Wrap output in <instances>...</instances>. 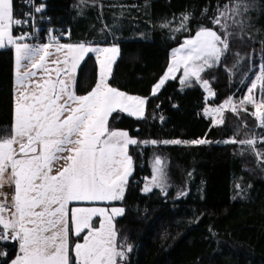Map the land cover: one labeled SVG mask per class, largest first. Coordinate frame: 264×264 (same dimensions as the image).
I'll return each instance as SVG.
<instances>
[{"label": "trees", "instance_id": "1", "mask_svg": "<svg viewBox=\"0 0 264 264\" xmlns=\"http://www.w3.org/2000/svg\"><path fill=\"white\" fill-rule=\"evenodd\" d=\"M232 1L236 0L45 1L52 24L67 32L64 39L116 45L119 54L109 84L147 98L143 118L117 112L108 124L137 141H157L129 146L133 171L119 202L125 212L113 219L116 243L132 248L123 264H264V168L244 145L223 141L259 136L264 126L239 108L235 113L225 110L224 123L216 126L203 114L207 101L216 105L229 95L240 97L257 64L264 69V0L247 10L245 23L228 27V49L220 63L201 73L212 90L209 100L194 79L191 87H183L178 74L152 95L169 51L202 27L217 31V10ZM17 10L13 0L14 16ZM184 15L189 17L185 29L174 31ZM256 27L261 34L255 37ZM94 74V58L88 54L78 68L76 94L92 87ZM11 121L12 52L5 47L0 49V137L11 135L4 131ZM198 139L210 143H162ZM155 157L164 159L166 184L144 192ZM180 185L187 191L173 199ZM81 236L70 231V246ZM15 250L12 242L0 264H6Z\"/></svg>", "mask_w": 264, "mask_h": 264}, {"label": "snow or ice", "instance_id": "2", "mask_svg": "<svg viewBox=\"0 0 264 264\" xmlns=\"http://www.w3.org/2000/svg\"><path fill=\"white\" fill-rule=\"evenodd\" d=\"M239 10V3L232 8L225 5L213 24H220V17L230 18V13L239 14ZM188 19L182 16L180 27L174 31L185 29ZM21 23L14 19L13 0H0V48L14 47L16 65L13 123L4 130L11 135L0 137V242L18 243V254L11 264H117V258L125 259L126 252L132 250L131 245L126 250L116 245L113 219L123 215L125 209L70 205L124 199L133 171L129 146L157 141H137L127 131L110 129L109 118L117 112L143 118L147 98L129 95L109 84L118 47L63 44L56 37L49 43H23L30 34L12 35L13 27ZM227 49V36L222 38L211 28H200L172 50L168 67L152 87V95L167 80L176 79L174 74L181 67L179 82L183 87H191L193 77L207 87L208 81L202 80L201 73L218 65ZM89 53L96 54L98 79L91 91L77 95L78 68ZM258 81H264V69L239 106L253 105L251 115L264 126V98L258 102L253 95ZM229 103L231 98L225 101ZM223 108L221 105L212 111L220 113ZM230 110L237 112V106ZM205 112L211 115V111ZM212 123L216 126L224 121L214 119ZM162 143L203 145L210 141ZM239 143L253 146L255 140ZM155 163L161 164L159 157ZM156 181L154 175L152 182ZM5 187L14 189L10 201L3 191ZM150 190L147 185L143 189ZM7 206L12 209L10 213ZM95 217H99L98 227L93 226ZM70 231L78 238L85 231L87 234L82 243L70 246ZM5 255L0 252V256Z\"/></svg>", "mask_w": 264, "mask_h": 264}, {"label": "rangeland", "instance_id": "3", "mask_svg": "<svg viewBox=\"0 0 264 264\" xmlns=\"http://www.w3.org/2000/svg\"><path fill=\"white\" fill-rule=\"evenodd\" d=\"M260 1V2H259ZM262 0H236V1H232L230 3H225L221 8H219L217 10V14L216 16L214 17L213 20H215L218 16H220V13L225 11V5H227L229 8H232L234 7L237 3L240 4V10H239V14L237 15H231V13L229 14L230 18L228 17H220V24H214L217 28V33L222 37L224 38L226 36V33H227V29L228 27L233 23L235 25V23L237 22H241V23H245L246 22V19L247 17L244 15L247 10H250L252 7H255L256 4H260ZM80 3L84 2V1H79ZM199 30V29H198ZM195 34V33H194ZM193 34V35H194ZM253 34L257 36H260L261 34V30L258 29L256 27V29L253 30ZM13 35V34H12ZM191 35V36H193ZM15 36V35H13ZM189 36V37H191ZM22 42V41H21ZM25 43V42H23ZM11 49V52H12V66H13V76H14V84H15V88H16V65H15V49L14 47H12L11 45L7 46ZM5 48V47H4ZM1 49V48H0ZM261 74V65L260 64H257V67L254 71V73L252 74L251 78H249L248 80V83H247V86L246 88L244 89L243 91V94L240 96V97H232V96H227L225 99H223L219 104H216V105H213V104H210L208 103L207 100H209L212 96V94H210V92L212 93V90L208 84L207 87H204L202 85V83L200 82H197L196 79L193 77L192 79H194L197 84L200 86L201 90L203 91V94H204V99L207 101L204 105V108H203V114L208 117L210 120H211V123L214 119L216 120H220L222 119V114L225 110H229L231 111L230 109L235 105L237 106V108L239 109H247L246 106H249L250 108L247 109V111L251 114L252 112L255 111V107L251 104H245L243 106V108H240L239 106V102L241 100H243V98L248 94V89L251 87V84L252 82L256 79L257 76H259ZM183 75V68L181 67V70L179 71L178 73V78L180 76ZM203 80V79H202ZM210 90V91H209ZM253 95L254 97L256 98V100L259 102L260 101V81L257 82V88L254 90L253 92ZM229 98H231V103L229 104H225V101H228ZM221 105H224V108L221 110L220 113H216L215 111H212L218 107H220ZM209 110L211 111V115H208L206 114L205 110ZM253 116V115H251ZM254 117V116H253ZM255 121L257 124H260V121L254 117ZM248 139H254L255 140V144L253 146H249L247 144H241V145H244L245 147L248 148V150L254 154L256 160L261 164V166L264 168V134H260L259 136H254V137H248V138H245V139H241V140H236L237 141V144H240L239 141H242V140H248ZM228 140H233V138H227V139H224L223 141H228ZM235 140V139H234ZM257 153H259V155H257ZM156 158H153L151 159V163H152V166H151V176L148 180H145L144 184H143V189L144 187L147 185V186H158L160 188H164L165 187V163H164V159H160L161 160V164L160 165H156L155 161H156ZM160 158V157H159ZM159 169V171H156V169ZM156 176L157 177V181L155 183L152 182V177L153 176ZM179 191H181L183 189V187L180 185L179 187ZM180 192H178L177 194H179ZM87 234V233H86ZM76 242H78L77 240L73 241L72 245H74ZM83 242V240L81 241V243ZM118 249L119 248H123L124 250L127 249V246H129V244L125 245L123 243H119V245L116 243ZM18 243H17V251L15 252V255L7 262V264H11V261L12 259L15 258V256L18 254ZM117 264H123V262L121 261V259H117Z\"/></svg>", "mask_w": 264, "mask_h": 264}, {"label": "built area", "instance_id": "4", "mask_svg": "<svg viewBox=\"0 0 264 264\" xmlns=\"http://www.w3.org/2000/svg\"><path fill=\"white\" fill-rule=\"evenodd\" d=\"M46 0H15L17 4V16L15 19L20 20L22 23L15 25L14 35L21 36L25 33L30 35L26 36L22 42L30 44H41L51 41L52 37L61 40L66 38L67 32L56 25H53L49 15L46 13ZM41 7L40 12L35 9ZM3 191L7 194L8 201L11 200L14 189L5 187ZM3 199V198H0ZM8 212L12 211L10 206H7ZM14 241L0 242V252L6 253L10 244Z\"/></svg>", "mask_w": 264, "mask_h": 264}, {"label": "crops", "instance_id": "5", "mask_svg": "<svg viewBox=\"0 0 264 264\" xmlns=\"http://www.w3.org/2000/svg\"><path fill=\"white\" fill-rule=\"evenodd\" d=\"M17 16V15H16ZM16 16H14V19H15V17ZM14 35V34H13ZM16 36V35H15ZM188 38H190V37H185V38H183L182 39V41H181V43H179L178 45H176V46H174L170 51H169V54H168V58H169V61H168V64H169V62H170V60H171V56H172V50L173 49H175V48H177V47H179L182 43H183V41L185 40V39H188ZM59 42L60 43H63V44H78V43H82V42H73V41H70V40H68V39H61V40H59ZM47 43H49V42H47ZM30 44V43H29ZM41 44H43V43H41ZM85 45H87V46H91V47H101V48H103V47H112V46H116V45H114V44H88V43H84ZM33 45H36V44H33ZM117 47V46H116ZM89 54H91L92 56H93V58H94V63H95V74H94V82H93V85H92V87H94L95 86V83H96V81H97V79H98V64H97V61H96V54L95 53H89ZM52 59H54V58H56L55 56H53V57H51ZM60 58L62 59L63 57H62V54H60ZM168 64H167V66H166V68H165V70H164V72L166 71V69H167V67H168ZM164 72H163V74H164ZM179 73V71L178 72H176L175 74H174V76L175 75H177ZM162 74V75H163ZM161 75V76H162ZM160 79V78H159ZM159 79H158V81H159ZM171 79V78H170ZM157 81V82H158ZM156 82V83H157ZM155 83V84H156ZM154 84V85H155ZM92 87L87 91V92H89V91H91V89H92ZM15 90H16V88H15V84H14V76H13V66H12V121H11V125H12V123H13V115H14V100H15ZM87 92L86 93H84V94H77V95H85V94H87ZM128 94V93H127ZM129 95H132V94H129ZM134 96H137V95H134ZM140 97H142V96H140ZM123 114H125V115H127V116H129V117H132V116H130V115H128L127 113H123ZM132 118H136V117H132ZM113 130H121V129H113ZM122 131H124V130H122ZM131 138V137H130ZM120 201H113V202H94V203H88V202H85V203H82V204H80V205H75V204H73V205H70V207L71 206H84V207H93V206H95V207H104V208H108V209H111L112 207H122V205L119 203ZM93 222H94V224H93V226L94 227H98L99 226V217H95V218H93ZM113 225H114V223H113ZM70 228H71V225H70ZM86 234V231H85V233H83L82 234V236H81V238L79 239V240H77L78 242H81L82 240H83V235H85ZM15 243V246H16V250H15V252L17 251V242H14ZM14 255H15V253H14ZM117 259H119V258H117ZM7 264V263H6Z\"/></svg>", "mask_w": 264, "mask_h": 264}, {"label": "water", "instance_id": "6", "mask_svg": "<svg viewBox=\"0 0 264 264\" xmlns=\"http://www.w3.org/2000/svg\"><path fill=\"white\" fill-rule=\"evenodd\" d=\"M186 191H187V187L186 186H184L183 187V189L181 190V191H179V190H177L176 192H175V194L173 195V199H175L176 198V194L178 193V192H180L181 193V195H182V193H183V195L182 196H184L185 195V193H186Z\"/></svg>", "mask_w": 264, "mask_h": 264}]
</instances>
